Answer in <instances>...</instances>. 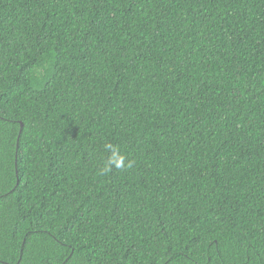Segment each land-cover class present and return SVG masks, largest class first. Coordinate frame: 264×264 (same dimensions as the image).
Segmentation results:
<instances>
[{"label":"trees","instance_id":"trees-1","mask_svg":"<svg viewBox=\"0 0 264 264\" xmlns=\"http://www.w3.org/2000/svg\"><path fill=\"white\" fill-rule=\"evenodd\" d=\"M0 264H264V0H0Z\"/></svg>","mask_w":264,"mask_h":264},{"label":"clouds","instance_id":"clouds-1","mask_svg":"<svg viewBox=\"0 0 264 264\" xmlns=\"http://www.w3.org/2000/svg\"><path fill=\"white\" fill-rule=\"evenodd\" d=\"M106 151L111 152V163L105 165V169H109L113 166L117 168H129L131 167V161L125 163L126 157L123 153L119 152L113 145L106 144L105 145Z\"/></svg>","mask_w":264,"mask_h":264}]
</instances>
